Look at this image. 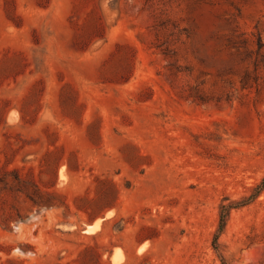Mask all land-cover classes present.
<instances>
[{
	"label": "rangeland",
	"instance_id": "1",
	"mask_svg": "<svg viewBox=\"0 0 264 264\" xmlns=\"http://www.w3.org/2000/svg\"><path fill=\"white\" fill-rule=\"evenodd\" d=\"M263 178L264 0H0V264H264Z\"/></svg>",
	"mask_w": 264,
	"mask_h": 264
},
{
	"label": "trees",
	"instance_id": "2",
	"mask_svg": "<svg viewBox=\"0 0 264 264\" xmlns=\"http://www.w3.org/2000/svg\"><path fill=\"white\" fill-rule=\"evenodd\" d=\"M263 187H264V178H263L262 182L257 186L258 191L261 190ZM254 196H255V194H254ZM249 199H251V197L245 198L244 200L237 202V203L238 204L247 203L249 201ZM232 206H233V204H223L222 205L221 227H223V225L226 223L228 211H229L230 207H232Z\"/></svg>",
	"mask_w": 264,
	"mask_h": 264
},
{
	"label": "bare ground",
	"instance_id": "3",
	"mask_svg": "<svg viewBox=\"0 0 264 264\" xmlns=\"http://www.w3.org/2000/svg\"><path fill=\"white\" fill-rule=\"evenodd\" d=\"M64 169H65V167L63 166L61 169V175H64Z\"/></svg>",
	"mask_w": 264,
	"mask_h": 264
}]
</instances>
